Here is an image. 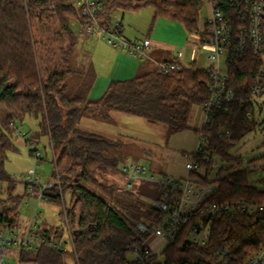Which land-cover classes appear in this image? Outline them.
I'll return each mask as SVG.
<instances>
[{"label":"trees","instance_id":"16d2710c","mask_svg":"<svg viewBox=\"0 0 264 264\" xmlns=\"http://www.w3.org/2000/svg\"><path fill=\"white\" fill-rule=\"evenodd\" d=\"M101 1L98 20L106 28L113 26L119 11L152 8L153 24L165 18L181 23L189 34L199 33L204 0ZM88 20L73 0H0V224L20 228L19 211L29 197L28 186L18 195L21 182L11 177L5 165L9 153L16 150L18 124L33 116L40 120L39 133L49 137L60 178V185L46 192L44 200L61 204L62 193L72 195L66 217L61 212L62 225L41 226V234L63 242L67 218L80 264H130L134 247L143 246L150 236L138 229L141 217L146 218L144 224L151 225L163 221L165 215L153 207L155 200L142 208L134 185L129 188L126 183L120 188L104 179L107 174L123 175L127 144L121 136L84 127L82 121L86 117L112 123L111 112L116 111L162 124L169 137L190 130L192 109L211 98L212 67L181 65L166 74L155 69L130 80L113 81L100 99L91 100L95 75L72 68L76 29ZM225 62L228 87L235 91L236 100L227 111L215 109L205 131L211 161H203V171L191 176L201 184L218 186L212 202L251 200L264 206V190L249 181L256 170L243 169L242 159L231 154L232 148L257 129L251 92L258 78L264 81L260 72L263 58L247 52L228 55ZM216 157L238 164L240 170L226 174L227 169L221 168L219 177L210 179ZM263 248L264 209L215 221L204 246L187 242L182 233L156 256L155 264H246ZM5 251L0 246V255ZM20 255L33 264L65 262L64 255L46 246L36 253L20 250Z\"/></svg>","mask_w":264,"mask_h":264},{"label":"built area","instance_id":"2783aa9c","mask_svg":"<svg viewBox=\"0 0 264 264\" xmlns=\"http://www.w3.org/2000/svg\"><path fill=\"white\" fill-rule=\"evenodd\" d=\"M74 1V0H73ZM208 7V15L201 18L202 26L199 30L197 48H206L210 66L212 67L211 98L201 107L203 109L202 127L198 129L199 142L194 152L187 155L186 164L190 176L186 179L174 177L158 178L151 173L150 168L138 163H127L121 166L123 175L127 178L128 187L134 182L143 181L155 184L159 187L160 200H155L152 205L155 209L164 213V219L160 223L146 225L138 224V229L143 234L157 238L161 246H167L174 242L182 233L187 242L204 246L209 242L211 229L215 221L224 217H234L240 213L249 215L263 210L251 200H241L225 204L212 202V197L218 191V186L201 184L191 173L203 171L202 162H210L208 153L209 137L206 130L212 122L215 109L227 111L228 105L236 100L235 91L228 87V74L222 68L227 56H238L251 52L255 56L264 57V0H204ZM78 6L83 8L89 20L79 26L78 33L87 36H100L118 51L127 54L133 59L146 61L150 59L152 51L151 40L129 42L123 38L124 25L122 21L114 22L110 28L103 27L99 20V14L103 10L101 0H76ZM179 62L160 63L158 70L169 73L177 70ZM260 72L264 75L261 67ZM258 84L252 89L251 102L264 96V81L258 78ZM18 132V129L16 130ZM34 148V145H31ZM37 160L41 155L32 150ZM215 160V159H214ZM14 180L19 181L17 176ZM28 186L29 197H38L39 201L45 199V194L60 185L57 171L55 180L43 184L37 176L35 169L28 170L21 180ZM62 193L64 213L66 217V203ZM44 215L35 212L34 216L24 228H12L0 224V246L4 249L18 248L19 250L38 252L46 246L51 250L64 255V264H80L77 250L74 244L73 232L66 218L65 229L69 234V242L72 251L69 253L64 247L68 242H59L56 239H48L41 234V223ZM134 258L130 264H155L157 249L148 245L135 246L132 252ZM246 264H264V248Z\"/></svg>","mask_w":264,"mask_h":264},{"label":"rangeland","instance_id":"374dc122","mask_svg":"<svg viewBox=\"0 0 264 264\" xmlns=\"http://www.w3.org/2000/svg\"><path fill=\"white\" fill-rule=\"evenodd\" d=\"M74 1L76 2V0ZM147 10L151 12V9ZM129 14L134 13L130 12ZM207 15L208 7L206 1H204L201 18H206ZM144 16L145 13H141L138 21H134L136 22L135 25H137L138 29L141 27L140 24H143V21H146ZM106 43L108 42L106 41ZM202 52L205 53L206 48H203ZM206 62L207 56H204L201 59L200 64L205 66ZM83 66L77 64L75 61L72 62V68L77 72L80 70H86V72L90 71L93 76L95 75V71L99 72L95 63V71L90 65ZM106 67L107 66L104 63L101 68L106 69ZM222 68L227 71L226 62L222 64ZM262 68L264 70V57ZM87 75L90 76V74ZM195 109L196 108H193L192 110V117L194 116ZM117 114L122 118L121 123L117 122L113 124L96 121V123L93 122V125L100 127L104 131H113L124 138L127 144L126 152H128L127 163L146 165L150 168L151 173L155 174L158 178L174 177L178 179H186L190 176V172L186 168L188 162L187 155L194 152L197 148L199 142V133L197 131L202 127V122L198 125V121H195L194 126H192L193 130H186L169 137L166 126L162 124H151L145 119L134 115ZM255 117L257 120V129L243 138L241 142L232 148L231 154L242 158L243 169L251 170L256 167V170L258 171L251 174L249 178L250 184L260 190H264V96L256 100ZM39 123V119H36L33 116H28L23 124H18V132H15V137L17 138L15 142L16 150L9 153L5 165L6 171L11 177L13 178L14 176H17L19 182L22 183L17 187L16 193L18 195H23L25 193V184L21 180L24 174L30 169L36 170L37 176L41 179L43 184L55 180L56 178L57 171L55 169L54 156L50 148L49 137L39 133ZM120 136L113 137L118 138ZM31 145H34V148H32ZM32 150H36L35 152H38L41 155L40 160L35 158ZM260 159H262L263 162L257 163L256 161H259ZM252 161H255L256 163L253 164ZM222 167L227 169L226 174L240 170L238 164L224 162L216 157L214 160V170L211 172V178H215L216 175L219 174L218 172H220L219 169ZM104 179L119 185L120 188H124L126 183H128L127 178L124 175L112 176L107 174L104 176ZM134 186L136 191H139V194L135 196L137 201L141 203L142 208H147L150 205V202L157 200L160 195L159 187L155 184L137 181L134 182ZM64 200L66 207H69L72 201L70 191L65 192ZM64 207L63 202L58 204L44 199L39 201L38 197L31 196L26 198L20 207V220L22 224H27L30 222L35 212L38 211L44 215V220L42 221L41 226L47 225L51 227H59L62 225L61 212H64ZM141 221L146 223V218L142 216ZM151 237L152 236H149L148 239ZM64 242H68V244H64V247L69 253H71L72 245L69 242L68 231H65L63 243ZM165 247V245L161 246L160 244L158 248L153 249H157L158 253L161 254ZM6 251L9 253L8 255L6 253L2 255L3 263L30 264L20 263L18 259L20 250L18 248H9ZM133 258L134 256L131 253L129 259L132 260ZM159 260L161 262L163 261V258L160 257Z\"/></svg>","mask_w":264,"mask_h":264},{"label":"crops","instance_id":"0c3cea01","mask_svg":"<svg viewBox=\"0 0 264 264\" xmlns=\"http://www.w3.org/2000/svg\"><path fill=\"white\" fill-rule=\"evenodd\" d=\"M147 9H151V12H149ZM133 13L134 14H129L119 11L114 16V22L120 20L123 21V38L126 41L140 42L146 39L151 40L152 51L150 52V59L146 61H139L129 57L127 54L115 49L109 43H106V41L99 36H87L78 33L77 30L80 25L77 26V47L73 61H75L77 64H80L81 66L84 65L83 67L90 65L93 67L94 71L95 63L99 70V72H94L95 80L89 91V99L91 100L100 99L108 90L113 81H126L133 79L136 76L158 69V65L160 63L179 62L185 67H193L197 69H205L210 66L207 53H203L202 50L197 48V39L199 33L189 34L181 23L165 18H159L153 24L154 11L152 8H144V10ZM141 13H145L144 18L146 21H143V24L139 23L141 27L138 29L137 25H135L136 22L134 21H138ZM201 26L202 22L200 20L198 24V30H200ZM204 56H207V62L205 66L200 64L201 59ZM103 62L107 66L106 69L101 68L102 65H104ZM194 108H196L194 116L192 117L190 115L188 121L190 130H193L192 126H194L195 121H198L199 125L203 120V109L200 106H195ZM114 112L116 111L111 112L112 123H121L122 118L117 114H120V112ZM93 122L96 123V120L85 117L82 121V125L95 131L103 132L113 136H120L113 131H104L100 127L94 126ZM256 162L260 163L263 162V160L260 159ZM256 162L252 161L253 164ZM241 165L243 166V164ZM253 169L256 170V167ZM211 175L210 179H216L219 177V175H216L215 178H211ZM25 224H22L20 220V228H24L26 226ZM145 244L151 248H158L161 243L157 238L151 237L145 242ZM4 253L8 255L9 252L5 251L3 254ZM3 254L0 255V264H6L2 262ZM18 259L20 263L33 264L27 261L28 259H22L20 251L18 254Z\"/></svg>","mask_w":264,"mask_h":264},{"label":"water","instance_id":"95a60500","mask_svg":"<svg viewBox=\"0 0 264 264\" xmlns=\"http://www.w3.org/2000/svg\"><path fill=\"white\" fill-rule=\"evenodd\" d=\"M2 185H3V184L0 182V188H2ZM78 195H79V194H78ZM78 198H79V196H78Z\"/></svg>","mask_w":264,"mask_h":264}]
</instances>
